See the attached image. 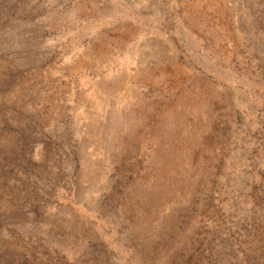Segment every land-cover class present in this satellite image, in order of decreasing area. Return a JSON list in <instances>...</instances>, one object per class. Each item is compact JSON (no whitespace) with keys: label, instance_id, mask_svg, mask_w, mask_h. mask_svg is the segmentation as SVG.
Instances as JSON below:
<instances>
[{"label":"rangeland","instance_id":"rangeland-1","mask_svg":"<svg viewBox=\"0 0 264 264\" xmlns=\"http://www.w3.org/2000/svg\"><path fill=\"white\" fill-rule=\"evenodd\" d=\"M0 264H264V0H0Z\"/></svg>","mask_w":264,"mask_h":264}]
</instances>
